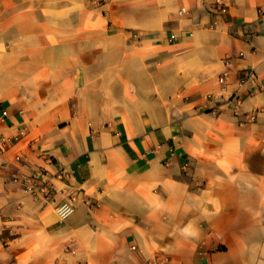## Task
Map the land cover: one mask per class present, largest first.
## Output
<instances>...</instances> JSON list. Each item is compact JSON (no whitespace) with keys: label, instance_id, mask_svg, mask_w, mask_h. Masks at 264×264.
<instances>
[{"label":"crops","instance_id":"1","mask_svg":"<svg viewBox=\"0 0 264 264\" xmlns=\"http://www.w3.org/2000/svg\"><path fill=\"white\" fill-rule=\"evenodd\" d=\"M214 1L0 0V264H264V0Z\"/></svg>","mask_w":264,"mask_h":264},{"label":"built area","instance_id":"2","mask_svg":"<svg viewBox=\"0 0 264 264\" xmlns=\"http://www.w3.org/2000/svg\"><path fill=\"white\" fill-rule=\"evenodd\" d=\"M107 0H93L96 4H102L106 2ZM214 8L216 12L218 13H224L226 12V6L220 1L215 0L214 1ZM188 11L186 9H182L179 11L180 14L187 13ZM216 24V21H213L210 26L213 27ZM170 40L175 39V34H170L169 36ZM225 64H229L228 61L225 62ZM255 78V74L253 70H246L244 72V75L240 78V85H243L244 83L250 82L252 79ZM219 83L224 84L225 77L220 76L219 77ZM230 100L234 101V109L237 110L241 103V96L238 95L236 92L231 94ZM263 111L264 110H260ZM258 110H255L254 112H251L248 114L249 118L255 119ZM6 142L2 139L0 145L3 146ZM18 160H20V157H17ZM69 177V172L64 167H59L54 172H49L46 169H40L37 170L35 173L24 176H14L13 181L17 182L24 192L31 194L34 197L42 199L45 203H49L55 200V194L56 189L54 187V180H66ZM76 195L69 194L63 201L58 203L55 206V212H57V216L60 222L66 220L71 214H73L74 211V201L76 199ZM135 246H132V249H135ZM140 264H156L153 260L146 259L142 261Z\"/></svg>","mask_w":264,"mask_h":264}]
</instances>
